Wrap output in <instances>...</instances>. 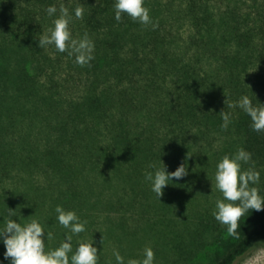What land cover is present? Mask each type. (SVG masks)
Returning <instances> with one entry per match:
<instances>
[{"label":"trees","instance_id":"16d2710c","mask_svg":"<svg viewBox=\"0 0 264 264\" xmlns=\"http://www.w3.org/2000/svg\"><path fill=\"white\" fill-rule=\"evenodd\" d=\"M258 1L248 10L244 2L228 5L218 28L215 16L199 17L193 5L188 15L196 32L180 47L152 24L127 14L117 21L115 0H0V227L3 218L23 223L34 214L54 235L64 229L57 204L89 223L92 210L109 213L126 198L142 204L153 193L144 179L149 163L159 166L161 156L173 171L188 163L193 143L210 145L215 133L230 138L224 154L232 153L230 143L252 153L242 167L260 172L264 191V131H254L242 109L229 108L243 94L264 103V0ZM62 3L70 12L77 4L85 9L69 27L73 38L87 32L94 42L89 65L54 45L38 46L52 26L46 8ZM221 109L232 113L226 128ZM198 164H189L188 174H200ZM240 224L239 236L230 238L226 226L208 222L196 255L228 244L212 264H237L264 241V210H250ZM4 251L0 242V261Z\"/></svg>","mask_w":264,"mask_h":264},{"label":"rangeland","instance_id":"374dc122","mask_svg":"<svg viewBox=\"0 0 264 264\" xmlns=\"http://www.w3.org/2000/svg\"><path fill=\"white\" fill-rule=\"evenodd\" d=\"M65 1L70 3L72 0ZM260 1L262 0L258 2ZM237 2H244V8L248 10L253 0H145L150 9V16L155 17L153 23L156 26L150 28L158 31L159 36L167 34L175 38L171 44L180 47L187 45L196 32L191 11L188 15V9H192L193 5L197 6L194 10L197 11V16L204 17L210 13L215 16V27L218 28L221 14H225L228 5L234 6ZM228 140L230 138L227 134L215 133L210 145L204 141L193 143L188 165L199 163L201 173L193 174V171L180 179L182 187H174V184L165 186L160 200L154 193L147 191L142 197V204L134 206L125 197L123 207L114 209L106 213L107 215L100 213L99 208L92 210L94 216L97 215L91 223L87 221L85 232L73 235V248L78 238L94 237L98 249H102V239L103 250L98 264H116L112 255L114 248L118 249L127 261L129 257H142L146 246L153 248L155 264L214 263L226 251L228 244H221L217 248L213 246V251L209 246L197 256L195 250L200 247L196 246V239L199 231L205 228L208 222H217L212 212L216 198L222 194L215 188L214 172L216 162L228 148ZM229 147L232 153L238 150L236 144L230 143ZM198 165L194 168L197 169ZM66 231L68 230L62 229L52 235L47 247H56L64 239ZM210 235L209 232L206 238ZM226 237L231 238L229 235ZM1 261L3 264H10L3 255ZM237 264H264V241H260Z\"/></svg>","mask_w":264,"mask_h":264},{"label":"clouds","instance_id":"9594fccd","mask_svg":"<svg viewBox=\"0 0 264 264\" xmlns=\"http://www.w3.org/2000/svg\"><path fill=\"white\" fill-rule=\"evenodd\" d=\"M113 7L117 21L121 20L122 14H127L144 26L149 24L156 26L152 22L150 9L146 6L145 0H115ZM84 11L82 4H77L71 12L63 3L59 10L55 4L48 5L46 14L53 17L52 26L39 36V48L54 45L58 52L67 50L68 56H74L77 64L89 65L94 59V42L87 32L79 39L73 38L69 27L73 17L82 18ZM257 101L258 103H253L247 94H243L235 102L229 103V108L242 109L249 116L252 129L259 132L264 131V103ZM219 112L223 121L221 127L226 128L231 121L232 113L223 109ZM251 159L252 153L241 147L233 153H225L215 165V188L222 195L216 198L212 215L217 222L226 226L227 235L232 237L239 236L240 218L245 213L253 209L264 210V191L257 186L260 172L255 167L247 169L242 167ZM160 161L159 166L156 163H149L148 170L144 173V179L149 183L151 191L158 200L170 181H179L189 172L186 160L173 171L168 170L161 156ZM9 210L11 212L13 209L9 208ZM55 213L59 225L68 231L64 233V239L54 248L47 247L52 232L47 231L46 223H42L34 214L29 215L32 218L23 223L12 217L3 218L0 242L5 248L4 259L9 260L10 264H98L103 250L102 239L100 241L102 249H98L94 237L78 238L73 248V235L86 231L87 220L82 219L75 209L65 208L60 204L56 205ZM112 255L116 264H155V254L151 246L144 248V254L140 258L129 257L125 261V257L115 248ZM0 264H3V261H0Z\"/></svg>","mask_w":264,"mask_h":264}]
</instances>
